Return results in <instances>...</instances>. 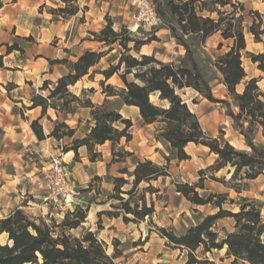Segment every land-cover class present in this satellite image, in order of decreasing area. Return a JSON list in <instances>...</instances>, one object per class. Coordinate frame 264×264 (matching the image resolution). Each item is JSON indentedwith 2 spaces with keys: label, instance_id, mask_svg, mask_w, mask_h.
Segmentation results:
<instances>
[{
  "label": "trees",
  "instance_id": "16d2710c",
  "mask_svg": "<svg viewBox=\"0 0 264 264\" xmlns=\"http://www.w3.org/2000/svg\"><path fill=\"white\" fill-rule=\"evenodd\" d=\"M61 1L66 7L53 9L51 14L55 17L67 20L79 14L78 0ZM153 2L155 6L157 5V14L161 20L164 19L161 0H153ZM2 7L3 3L0 0V9ZM227 7L232 10L222 11ZM168 8L177 23V26L171 25L169 29L178 44L186 50L189 66H184L183 63L180 66H176L174 62L164 63L148 55H143L141 60L123 56L118 66L112 65L101 74L108 80L120 71L122 65H125L127 71L121 75L125 88L119 93L114 92L113 87H107L105 93L108 94L107 96H118L123 105L137 107L145 125L160 124L156 139L170 151L172 158L165 157L167 161L189 160L190 155L186 148L193 143L208 147L211 153L217 156L215 168L217 172L231 166L234 169L232 179L239 176L242 171H245L243 180L257 179L264 174V147L256 144L252 135L259 127L264 136V91L259 85V80L249 78L243 66V52L247 50V39L242 25L243 16L239 14L245 11L244 5L237 0H171ZM205 12L215 13L217 17L204 16ZM255 14L260 20L259 23L255 21L249 27V33L257 42H261L264 35L263 21L258 12ZM216 33H220L225 40H233V46L219 57L216 67L223 77L228 95L239 109L238 113L233 110L228 100L213 97L211 88L194 58L193 50L185 40V37L193 36L204 41ZM121 36L122 33L114 31L113 23L109 21L95 40L105 46L119 42L121 47L126 48L125 40H122ZM134 44L135 48H138L145 43L134 41ZM14 50L20 49L15 45L9 47L8 52ZM104 55L103 52L87 51L75 62L66 59L52 62L51 64L66 65L68 73L55 82L53 89H50L53 82L46 81L39 89V94L32 96V108L41 107L42 117L47 115L49 109L66 116L72 114L73 112L68 111V108L73 103L79 108H90L95 124L85 138H75L76 130L66 122H55L54 130L48 137L57 141L65 137L73 138L72 145L64 152L73 151L78 158V150L86 147L92 162L102 159V153L96 148L110 142L113 163H125L127 157H134V154L125 150L116 151V147L123 139H126L127 143L132 140L130 133L132 121L125 119L117 110H108L104 105H95L90 99L84 101L70 91L71 86L89 75L90 70L100 63ZM252 62L258 64V69L264 73V53L253 57ZM2 68H4L3 58L0 57V69ZM134 69H140L135 73L138 82H129L126 76ZM240 85H243L241 92L238 91ZM187 89H193L209 101L227 107V115L244 137L249 152L240 151L229 142L213 138L204 131L198 116L182 98L181 93ZM45 91H49L47 96L43 95ZM152 96H157L159 103L154 102ZM60 101L63 103L59 104ZM161 103H166L167 106ZM32 129L39 140L47 139L40 120L32 123ZM134 165L132 172L127 168L120 170V174L127 175L129 179L111 177L115 186V196L122 203L120 209L124 212V220L127 222H140L152 217L154 206L148 207L146 202L140 206L137 201L135 207H132V198L143 182L150 183L166 176V168L160 167L151 160L136 159ZM200 173L203 175L204 171ZM101 180L102 178L99 177L94 179V181ZM127 185H132V189L123 191V187ZM177 188V192L191 203L199 206L213 205L219 209L218 213L203 217L182 234H176L165 228L159 229L161 235L167 238L169 245L188 251L187 264H203L193 255L200 248H203L204 252L227 248L230 257H234L232 264L239 262L264 264L263 207L256 200L243 198L240 212L233 213L223 209V195L210 194L208 197H202L197 189L203 187L198 184H180ZM124 194L129 195L130 198L125 200ZM214 198L217 200L214 201ZM100 214L114 216L115 213L103 211ZM86 215L81 211L76 223L65 227L78 228L86 219ZM129 215H133V219H130ZM226 217L235 220L234 231L226 233L225 237L220 239L219 233L214 231V228L220 219ZM2 234L8 235L9 243L0 242V264H117L116 256L111 257L107 254L105 244L94 233L87 232L81 239L67 235L65 232L55 236L48 225L37 224L21 210L0 219V236Z\"/></svg>",
  "mask_w": 264,
  "mask_h": 264
},
{
  "label": "rangeland",
  "instance_id": "374dc122",
  "mask_svg": "<svg viewBox=\"0 0 264 264\" xmlns=\"http://www.w3.org/2000/svg\"><path fill=\"white\" fill-rule=\"evenodd\" d=\"M53 1L55 2L51 3L46 8L48 13L53 9L66 7L61 0ZM92 1L94 0H78L80 17L75 20L76 24L84 22L85 14L89 12L88 6ZM169 1L171 0H161V9L164 13V19L161 20L159 26L153 27L151 30L144 29L143 27L137 28V21L133 17L137 11V5L132 6V1H130L132 18L127 21L126 24H122V26L119 25V23L122 22V14H120L115 20L117 26H115L112 18L106 14L102 18V23H106L107 26L108 22L111 21L113 23L114 31L122 33L120 38L125 40L127 47H121L119 42L112 46H107L108 49L113 50L112 56L102 62L101 65L91 69L89 75L82 79V83H80L74 90L70 87V91H77L80 87L87 84L89 87L87 91L85 90L83 93H79V97L84 101L89 99V97L95 93V89H97L99 94H102L103 92L105 93L107 87H113L114 92L120 93L121 90L125 88V84L121 79V75L127 71L125 65L121 66L120 71L113 76V79L108 84H105V82L109 79L106 80L105 76L101 73L102 71L109 69L112 65L118 66L123 56H131L141 60L143 55H148L153 56L155 59L162 62L172 59L176 66H180L182 63L184 66H189L186 50L183 46L178 44L177 39L172 35V32L169 29L171 25L177 26V23L168 8ZM237 1L245 7V11L240 12L239 14L243 16L242 25L246 32L247 39V50L243 52V66L249 78H256L259 80V85L264 91V73L258 69V64L252 62L253 57L264 53V35L261 38L262 41L257 42L255 37L249 33V27L255 21L259 23L260 20L255 12H258L262 17V29H264V0ZM231 10L232 9L229 7L222 9V11ZM203 15L210 16L211 18L217 17V14L215 13L210 14L205 12ZM106 26H104V28ZM96 28L98 29L99 26H96ZM104 28L99 32L91 33L94 40ZM70 34V31L62 33L58 38L52 40L51 45H57L59 44V41H62L63 44L67 43ZM185 40L193 50L194 58L202 70L205 81L211 88L213 97L220 100H228L231 103L233 110L238 113L239 109L235 107L233 99L225 94L226 89L223 86V77L216 67L219 57L233 46V40H225L220 33L213 34L204 41H201L199 37L193 36H187L185 37ZM134 41L145 44L139 45L138 48H135ZM59 52V54L66 53V60L72 62L76 61V59L70 58L73 54L71 55V50L68 48L65 49L62 47ZM17 57L23 59L22 53H19ZM139 70L140 69H134L132 73L126 76L129 82L136 81L135 73L139 72ZM99 79H101L103 83H101ZM44 83L45 82H42L40 79L36 80V89H38V91L35 90L33 95L39 94V89L43 87ZM8 84L7 87H11V84ZM25 84L28 89H30L29 87L33 88L32 86L34 85L32 81H26ZM54 84L55 82L52 83L50 89L54 88ZM90 87H92V90ZM241 88H243V86L239 88V92H241ZM48 93L49 91H45L43 92V95L47 96ZM20 94L21 92H18L15 93L14 96L19 97ZM181 95L188 103L191 110L198 116L204 131L209 136L227 141L240 151L249 152L244 137L234 127L233 120L227 115V107L225 105L211 102L205 98V96L193 89H187L182 92ZM152 100L159 103L157 96H153ZM62 103L63 102L61 101L59 102V104ZM161 104L167 106L166 103ZM103 105L108 110L119 111L123 103L121 99H116L111 102H105ZM19 110L22 111V108H19ZM49 110L53 119H56L53 111L54 109ZM78 110L79 107L75 103L71 104L68 108V111L73 113ZM60 115L61 117L66 116L62 113H60ZM80 119L85 121L86 117L84 118L81 116ZM132 119L135 123H133L134 127L130 129V133L132 137L136 136L138 138L139 143L137 145L138 147H141L143 157H150V159L146 160H151L160 167L166 168V176H162L158 180H154L150 183L143 182L132 198V207H135V202L137 201H139L140 206H143L144 202H146L148 207L154 206L155 211L151 218L147 217L144 221L140 222H127L124 220L125 214L120 209L122 208V203L115 196V186L110 176L102 178L101 181L92 180L86 185L73 186L72 174L70 184L73 197L70 198V203H63L61 207H51L48 209L54 214L52 218H50V216H42V214H38L37 218L24 214L37 224L45 223L48 225L54 232L55 236L61 235L65 232L67 235L81 239L87 232L94 233L97 238L105 244L107 254L111 257L116 256L115 263L117 264L188 263V251L176 249L169 245L167 238L161 235L159 229L165 228L176 234H182L191 226L196 225L203 217L218 213L219 209L215 208L213 205L199 206L191 203L187 198L177 192V187L180 184L200 185L203 189L198 188L197 191L202 197H208L210 194L223 195V209L233 213L240 212V205L243 198L254 199L263 207L262 215L264 217V178L258 182L243 180L242 177L244 176L245 171H242L239 176L232 179L234 169L231 166L225 167L217 172L215 170L217 156L211 153L208 147L193 143L186 148L187 153L190 155L189 160L179 161L174 159L167 161L165 157L171 159V153L163 143L160 142L161 145H159L156 139L158 135L157 129L161 127L160 124H155L152 127L147 128L136 122L135 115H133ZM55 122H63V119H56ZM55 122H53V125ZM88 129L89 123L86 121L81 130L82 132H86ZM33 133L35 134L34 131ZM77 137H81V133ZM252 138L256 144L264 147V137L261 128L258 127L254 130ZM73 141L74 139L70 137H65L59 141L60 145L58 148L60 149V152L65 153L64 150L70 147ZM130 145L131 143H126V139H123L122 146L118 145L116 151L125 150L131 152ZM132 145H135V141L133 140ZM154 146H157V148L154 149ZM111 147L112 144L109 143L104 148H101V151L110 152ZM96 149L97 151H100V148L97 147ZM52 156L57 155H48L47 159L44 160V163H49ZM136 159L137 158L135 157H127L125 164H120L119 168H127L132 172L135 167L134 161ZM209 164L210 166H208ZM40 165L42 167L44 166V164ZM201 167H204L203 175L200 173L202 170H199ZM69 171L71 172L70 169ZM116 174L117 177H125L126 179H129L127 175L122 176L121 174H118L117 171ZM80 187L86 188L84 189ZM130 189H132V185L123 187V191H128ZM123 197L125 200L130 198L129 195L125 194ZM213 200L216 201L217 199L214 198ZM65 207H68V210H65ZM81 211L87 214L84 222L78 228L65 227V225L76 223L77 216L81 215ZM101 211H110L115 214L114 216L108 214L102 215L100 214ZM128 217L133 219V215H129ZM234 226L235 220L226 217L217 222L214 231L218 232L220 239H222L225 237L226 233L234 231ZM0 242L2 244L9 243L8 235H2ZM10 244L12 243L10 242ZM193 255L199 261H202L203 264H232L234 261V257H230L227 248H224L223 250H213L211 252H204L203 248H200L194 252ZM239 264L248 263L239 262Z\"/></svg>",
  "mask_w": 264,
  "mask_h": 264
},
{
  "label": "crops",
  "instance_id": "0c3cea01",
  "mask_svg": "<svg viewBox=\"0 0 264 264\" xmlns=\"http://www.w3.org/2000/svg\"><path fill=\"white\" fill-rule=\"evenodd\" d=\"M1 2L3 7L0 9V57L4 59V68L0 69V218L9 217L17 210L35 218L38 217V214L52 218L54 214L47 209L43 202L45 189L42 177L49 167L48 162L44 163L48 155L63 157L71 170L73 186L86 185L96 177H117L116 171L120 174L121 170L119 165L125 163H113L112 147L110 152L101 151V148L110 142L98 146L99 152L102 153V159L96 162L90 160L86 147H81L78 150V158L73 151L61 153L58 148L59 141L48 137L54 130L53 122L62 118L63 122L76 130L75 138L83 139L95 124L91 109L79 108L77 112L65 117H61L58 111L52 109L56 119H53L50 110L47 115L42 117L41 107L32 108L33 93L35 90L38 91L36 80L54 83L68 73L66 65L51 64L66 58V53L59 54L62 47L71 50V55L74 56L72 55L70 58L76 60L87 51L103 52L105 55L97 66L109 59L113 50L94 40L91 33L99 32L106 26V23H102V18L106 14L112 18L115 26H117L116 18L122 14V22L119 25L126 24L132 18L131 5L129 0H94L88 6L89 12L85 14L84 22L76 24L75 20L80 17L79 14L64 20L47 12L46 8L55 2L53 0H1ZM96 26L99 28L97 29ZM69 31L71 34L67 43L63 44L62 41H59V44L51 45L52 40ZM15 45L20 50L9 53V47ZM19 53H22L23 59L17 57ZM163 62L174 61L170 59ZM112 79L113 77L107 82L104 81L105 84H108ZM26 81H32L33 88L29 87L30 89H28ZM99 81L103 83L101 79ZM80 83L82 80L71 88L76 89ZM7 84H11V87L8 88ZM223 86L226 89L225 94L228 96L227 87L224 84ZM242 86L240 85L238 90ZM88 88L86 84L77 91L71 92L79 96V93L87 91ZM90 88L92 90V87ZM242 90L243 88H241ZM18 92H21L20 96H14ZM94 92L89 99L98 106L120 99L117 96H107L104 92L99 94L97 89ZM19 108H22V111ZM119 112L125 119L131 120L132 124L135 123L132 119L135 115L137 123L147 128L153 126L144 124L137 107L122 105ZM81 116L86 117V120H81ZM36 120H40L47 139L41 141L33 133L31 124ZM86 121L89 123V129L82 132L81 128ZM133 127L132 125L131 128ZM80 133L81 137L78 138ZM132 140L135 141V145H132ZM132 140L128 143H131L130 148L134 157L140 161L150 159V157H143L141 147L137 145L138 138L135 136L132 137ZM158 143L161 145L160 142ZM122 144L123 140L119 146ZM153 148L156 149L157 146ZM40 164H44V166L42 167ZM203 168L201 167L199 170H203ZM262 178H264V174L252 181L258 182ZM80 188L85 189L86 187ZM65 208L68 210V207Z\"/></svg>",
  "mask_w": 264,
  "mask_h": 264
},
{
  "label": "built area",
  "instance_id": "2783aa9c",
  "mask_svg": "<svg viewBox=\"0 0 264 264\" xmlns=\"http://www.w3.org/2000/svg\"><path fill=\"white\" fill-rule=\"evenodd\" d=\"M132 6L137 5L134 19L137 21V28L153 29L159 26L161 18L157 14L156 6L152 0H130ZM71 172L64 159L57 155L52 156L48 169L44 172L42 180L44 183L45 196L44 204L47 209L61 207L63 203L68 204L73 197L70 184Z\"/></svg>",
  "mask_w": 264,
  "mask_h": 264
},
{
  "label": "bare ground",
  "instance_id": "6f19581e",
  "mask_svg": "<svg viewBox=\"0 0 264 264\" xmlns=\"http://www.w3.org/2000/svg\"><path fill=\"white\" fill-rule=\"evenodd\" d=\"M136 30H137V28H136ZM134 31H135V29H134ZM153 98V96L151 97V99ZM2 237V235L0 236V238Z\"/></svg>",
  "mask_w": 264,
  "mask_h": 264
}]
</instances>
